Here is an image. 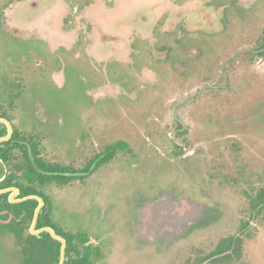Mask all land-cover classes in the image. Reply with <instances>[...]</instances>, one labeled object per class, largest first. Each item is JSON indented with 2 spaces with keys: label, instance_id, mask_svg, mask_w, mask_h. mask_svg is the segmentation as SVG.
<instances>
[{
  "label": "rangeland",
  "instance_id": "374dc122",
  "mask_svg": "<svg viewBox=\"0 0 264 264\" xmlns=\"http://www.w3.org/2000/svg\"><path fill=\"white\" fill-rule=\"evenodd\" d=\"M40 4L47 13L37 21L52 16L57 33L70 19L72 68L54 73V91L44 83L35 101L27 95L14 112L15 124L45 136L47 158L75 167L116 141L131 145L90 176L48 190L55 224L99 244L104 257L98 264H185L190 258L264 264V209L254 216L250 201L264 187V0ZM175 39L204 48L198 72L165 73L160 65L153 71L146 63L141 70V62L138 70L132 53L142 51L131 47L134 42L148 44L141 57L153 60L150 49L162 52V43ZM113 59L126 64L111 68L121 73L107 67ZM55 107L70 110L67 126L50 119ZM176 116L186 125L182 132ZM81 121L89 133L84 138ZM156 191L138 215L140 200ZM160 205L172 211L151 222L146 211L157 214ZM247 222L241 254L214 262L218 242ZM0 264H20L12 236L0 239Z\"/></svg>",
  "mask_w": 264,
  "mask_h": 264
},
{
  "label": "flooded vegetation",
  "instance_id": "af4514ba",
  "mask_svg": "<svg viewBox=\"0 0 264 264\" xmlns=\"http://www.w3.org/2000/svg\"><path fill=\"white\" fill-rule=\"evenodd\" d=\"M23 1L25 0H0V86H1L0 88H1V91L6 94L10 88L14 87L12 86V82H15L17 84L16 91L20 93L18 105L21 104L22 106L25 103L27 95L31 96V93H32L34 96L35 93L40 90L42 84L46 83L47 86H49L48 91H51L54 89V85L56 84L54 81L55 80L54 73H69V71L72 68V47H71L70 40L67 36V34L70 31V24H71L70 19L65 18L64 22L61 24V28H60L61 33L58 32L59 33L58 34L57 28L55 27V23L54 21L52 22L53 20L52 16L48 15V17L45 19L48 21L46 23H39L37 21V17L39 16V14L47 13L46 11H44V9H47V8H41V4H40L41 0H31L30 3L26 6H15L14 5L16 2L19 3ZM49 9L50 8H48V14H50ZM105 37L108 39L116 38V37L109 36V35H104V38ZM189 41L184 40V39L183 40L175 39V42H173V44L172 42L171 44L162 43L161 46L164 47V45H166L165 47L166 50L162 52H158L156 51V49L155 50L150 49V52H152V55H153L152 56L153 60H152L144 56L141 57V55L144 54L143 51L145 50L147 51L148 44L144 43L145 45L144 46L137 40L131 45V47L132 46L134 48L137 47L138 49H140V51H142V53L140 52L138 54H135V52L132 53V56L138 57V59L135 58V61H134L135 66L138 67L139 71L143 70V66H145V63H146L148 68L152 69L153 71H155L156 70L155 68L160 65L161 67H164L165 73L171 72L172 71L171 69H177L178 73H182V74L191 73V72L196 73L200 70V67L198 68V65H199L198 57L201 55L202 50H204V48H201V45L199 43H189ZM110 55L112 54L111 53L107 54L108 57ZM140 62L142 64V69H141V66L140 67L138 66V64L140 65ZM106 63H107V67L110 68L109 70H111V73H121V72H118L116 68L112 70L111 69L112 67L114 66L118 67L121 64L126 65L120 59H117V60L113 59L111 61L106 60ZM136 69L137 68L133 67V71H130V73H136L137 71ZM41 80H44V81L46 80V82H42L40 84ZM43 89H46V88H43ZM36 99L37 98H35L34 96L33 100L35 101ZM41 103L44 104V107H42L44 111L46 109L45 106L47 107V104H45L44 101ZM49 105L50 107H52L51 104ZM51 111H54L55 113L54 115L51 114L50 119L57 121L60 126H63V125L67 126L68 121L72 119V114L70 110L55 107V109L54 110L51 109ZM87 112H88V109L86 110V113ZM47 114H48V111H47ZM260 115L261 116H259L260 118L258 117V120H263L262 119L263 115L262 114ZM81 116H84V110L82 109H81ZM177 116H176V120L179 124L177 126V130L182 132L186 129V125L183 123L180 117H177ZM3 118H6V117H3ZM83 118H80V120H83ZM9 121L12 123L11 120ZM60 122H63V123H60ZM0 123H3L7 126V124L4 122L0 121ZM43 123H46V122L44 121ZM80 125L82 126V121ZM12 126H13V123H12ZM7 134H8V126H7V133L4 135H0V137H4ZM13 134H14V126H13ZM13 134L10 137V139L13 137ZM87 134L89 133L87 132V130L86 132H84V129L82 126L81 133H80L81 137L84 138L87 136ZM41 137H42V142L44 145L45 136L41 135ZM10 139L0 141V143L9 141ZM121 141L125 143L124 147H117L113 150H110L111 146H114L118 142H121ZM178 146L182 149V151L185 150L183 146L181 145H178ZM129 147L131 148V145L128 142L124 140H119L113 144L107 145L105 150H102L101 152H96L92 156L87 157L86 161H84L85 162L84 165L82 164L78 167H75L73 165L70 166L68 164L61 163V162H58V163L64 164L65 166L69 167L71 169V172L69 173L78 175L77 178L73 180L84 179L85 177L90 176L92 173H94L98 169L102 168L103 164L111 161V159L114 157L116 152L118 151L127 152ZM44 153H45V150H44ZM107 155H108V159L103 160ZM94 158H96V161L91 166V169L89 170L86 169L87 165ZM6 170L7 169L4 166V172ZM5 173L0 178V181H2L4 177L6 176ZM71 181H69L68 183H70ZM67 184H64V185H67ZM53 185L64 186V185H59L57 183H52L46 188L47 193H48V190ZM10 187H16V186H8V187H0V188L3 189V188H10ZM162 188H164V185L159 190H161ZM261 188H264V187H261ZM167 190L174 191L172 189H167ZM158 191H156L153 195L144 197L140 200L138 215L142 214V211H140V205L147 204V203L149 204L151 200L149 197L154 196ZM13 192H14L13 190H9V191H6L0 194L8 193V199L11 203L21 202V201H11V199H19V198H23L29 195H38V194H29L25 196H20L21 191L19 189V192H16L15 195L12 196ZM41 197L44 199L43 196ZM49 197L52 200L50 195ZM28 199H36V198H28ZM45 204H46V201H45ZM38 205H39V200H38ZM169 210L172 211V209H167V208H164L163 205H160L158 206L157 214H154L151 210H147L146 216L148 217V220H150L151 222L157 221V220H164L166 216L169 215V212H170ZM1 212L3 213V210ZM175 214H176L175 215L176 219L179 218V214L182 215L180 212L179 213L177 212ZM53 216H54V205H53ZM204 220L205 219L198 221L197 223L191 225L188 231H192L195 228L200 227L201 224L204 223ZM37 225H38V222H37ZM37 225H36V229L45 227V226L37 227ZM46 226H51V225H46ZM64 230L67 231V229H64ZM30 231H31V226H30ZM43 232H48V231H43ZM35 235H38V234H35ZM8 236H12V235H10L7 232H4L3 230L0 231V239L4 240ZM90 239L93 240L92 238ZM80 243L82 242H79V246H80ZM82 244H84L86 247L85 243H82ZM85 247H84V252H85ZM80 248L82 249L81 246ZM82 252H83V249H82ZM98 262L96 264H98Z\"/></svg>",
  "mask_w": 264,
  "mask_h": 264
},
{
  "label": "trees",
  "instance_id": "16d2710c",
  "mask_svg": "<svg viewBox=\"0 0 264 264\" xmlns=\"http://www.w3.org/2000/svg\"><path fill=\"white\" fill-rule=\"evenodd\" d=\"M262 49L264 50V43ZM16 85L15 82H12L14 87L10 88L6 94L0 88V116L11 120L14 126L13 137L9 141L0 143V178L6 172V176L0 181V187L16 186L21 191L20 196L38 194L44 197L46 204L39 215L37 227L51 225L57 233L66 237L64 264H96L104 256L102 247L91 240L86 233L66 231L53 221V203L46 188L52 183L67 184L78 175L69 173L71 172L69 167L51 161L45 156V146L41 135L28 132L15 124L14 112L20 97V93L16 91ZM6 133L7 126L0 123V135ZM124 145V142H118L111 146L110 150L124 147ZM107 159L108 155L103 160ZM95 161L96 158L90 161L86 169H91ZM4 166L7 169L5 172ZM250 201L253 208L256 209L253 214L257 216L259 211L264 209V188L252 194ZM37 205V199L11 203L8 193L0 194V231L3 230L14 237L20 264H59L61 241L54 239L49 232L35 235L30 231ZM249 224L250 222H247L237 235H229L218 242L215 253L218 257L214 259V262L232 260L236 255L241 254L245 240L244 234ZM79 242L86 244L84 253ZM203 260L205 259L190 258L185 264H205Z\"/></svg>",
  "mask_w": 264,
  "mask_h": 264
},
{
  "label": "water",
  "instance_id": "95a60500",
  "mask_svg": "<svg viewBox=\"0 0 264 264\" xmlns=\"http://www.w3.org/2000/svg\"><path fill=\"white\" fill-rule=\"evenodd\" d=\"M0 121L1 122H4L7 124L8 126V134L4 137H0V141H3V140H8L10 139V137L12 136L13 134V126H12V123L7 119V118H3V117H0ZM9 190H13V194L12 196L15 195L16 192H19V189L16 188V187H10V188H0V193H3V192H6V191H9ZM28 198H36L39 200V205L37 206L36 210H35V214H34V219H33V223L31 225V232L33 234H39L43 231H48L51 233V235L53 236V238L61 241L62 243V246H61V255H60V261H59V264H64L65 262V259H66V246H67V239L58 234L54 228H52L51 226H45V227H42V228H39V229H36V225H37V222H38V218H39V214L45 204V201L44 199L39 196V195H29V196H26V197H23V198H19V199H11V201H22V200H25V199H28ZM80 246L82 247L83 249V253H84V247L85 245L80 243Z\"/></svg>",
  "mask_w": 264,
  "mask_h": 264
}]
</instances>
